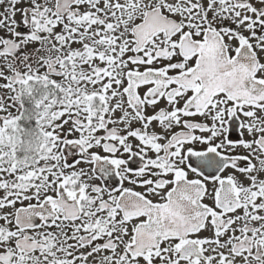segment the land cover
<instances>
[{
	"label": "snow or ice",
	"instance_id": "obj_1",
	"mask_svg": "<svg viewBox=\"0 0 264 264\" xmlns=\"http://www.w3.org/2000/svg\"><path fill=\"white\" fill-rule=\"evenodd\" d=\"M0 264H264V0H0Z\"/></svg>",
	"mask_w": 264,
	"mask_h": 264
}]
</instances>
